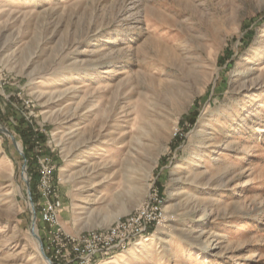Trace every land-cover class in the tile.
<instances>
[{"label":"rangeland","instance_id":"obj_1","mask_svg":"<svg viewBox=\"0 0 264 264\" xmlns=\"http://www.w3.org/2000/svg\"><path fill=\"white\" fill-rule=\"evenodd\" d=\"M0 76V264H47L45 158L69 233L163 199L99 264H264V0H0Z\"/></svg>","mask_w":264,"mask_h":264},{"label":"built area","instance_id":"obj_2","mask_svg":"<svg viewBox=\"0 0 264 264\" xmlns=\"http://www.w3.org/2000/svg\"><path fill=\"white\" fill-rule=\"evenodd\" d=\"M1 81L0 76V88L3 85ZM52 171L49 160L45 158L36 182L43 248L51 264H99L135 246L171 220L164 209L163 199L153 193L141 206L107 228L69 233L60 222L59 179L56 183Z\"/></svg>","mask_w":264,"mask_h":264},{"label":"bare ground","instance_id":"obj_3","mask_svg":"<svg viewBox=\"0 0 264 264\" xmlns=\"http://www.w3.org/2000/svg\"><path fill=\"white\" fill-rule=\"evenodd\" d=\"M202 137V136H201ZM202 142V141H201ZM99 154V153H98ZM85 209V208H84ZM123 213V212H122ZM126 213V212H125ZM114 219V218H113ZM108 223V222H107ZM147 239L144 240H140L139 242H137L136 246L141 247L143 246V243L146 242ZM138 250V249H137ZM207 250V249H205ZM149 249L148 248H140L136 253H133L130 257L129 260H131L132 262H137L142 260L144 257H146L149 254ZM115 264H128V259L125 255H120L119 256V260L117 262H115Z\"/></svg>","mask_w":264,"mask_h":264},{"label":"water","instance_id":"obj_4","mask_svg":"<svg viewBox=\"0 0 264 264\" xmlns=\"http://www.w3.org/2000/svg\"><path fill=\"white\" fill-rule=\"evenodd\" d=\"M0 131H2V132H4V133L8 134V132L5 131V130H1V129H0ZM12 141H13V144H15L14 139H12ZM28 195H29V193H28ZM30 233H31V235L33 236V238H35V239L37 240V242H38V244H39V250H40V255H41L42 259H43L47 264H51L49 258L45 255V252H44V248H43L42 242L40 241V239H39V238L37 237V235L35 234V231H34V222L32 223V227H31Z\"/></svg>","mask_w":264,"mask_h":264}]
</instances>
